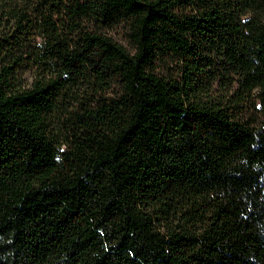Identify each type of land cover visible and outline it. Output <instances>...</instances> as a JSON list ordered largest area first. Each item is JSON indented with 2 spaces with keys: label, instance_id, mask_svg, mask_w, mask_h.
<instances>
[{
  "label": "trees",
  "instance_id": "1",
  "mask_svg": "<svg viewBox=\"0 0 264 264\" xmlns=\"http://www.w3.org/2000/svg\"><path fill=\"white\" fill-rule=\"evenodd\" d=\"M0 264H264V0H0Z\"/></svg>",
  "mask_w": 264,
  "mask_h": 264
},
{
  "label": "rangeland",
  "instance_id": "2",
  "mask_svg": "<svg viewBox=\"0 0 264 264\" xmlns=\"http://www.w3.org/2000/svg\"><path fill=\"white\" fill-rule=\"evenodd\" d=\"M116 37L118 40H120L121 42H125V37H123V35L121 36V34H116Z\"/></svg>",
  "mask_w": 264,
  "mask_h": 264
}]
</instances>
